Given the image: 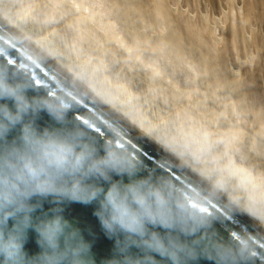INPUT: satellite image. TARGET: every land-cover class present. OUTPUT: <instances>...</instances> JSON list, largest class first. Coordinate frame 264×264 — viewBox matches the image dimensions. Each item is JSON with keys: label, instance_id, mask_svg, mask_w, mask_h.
<instances>
[{"label": "rangeland", "instance_id": "obj_1", "mask_svg": "<svg viewBox=\"0 0 264 264\" xmlns=\"http://www.w3.org/2000/svg\"><path fill=\"white\" fill-rule=\"evenodd\" d=\"M247 1L0 0V11L264 216V0Z\"/></svg>", "mask_w": 264, "mask_h": 264}, {"label": "clouds", "instance_id": "obj_2", "mask_svg": "<svg viewBox=\"0 0 264 264\" xmlns=\"http://www.w3.org/2000/svg\"><path fill=\"white\" fill-rule=\"evenodd\" d=\"M7 76L0 70V98H14L17 112L12 114L0 106V138L29 110L44 109L56 121H65L66 113L73 108L65 106L67 100L47 96L29 103L23 95V90L29 86L25 82L10 85ZM89 132L87 127L77 125L38 133L28 123L22 128V145L0 151V264H92L88 258L89 245L58 214V209L54 210L57 214L52 218L34 226L43 253L26 259L23 246L26 231L33 226L31 213L34 211L28 201L34 195H54L58 200L83 203L99 200L95 215L106 233L110 236L121 232L127 234L122 251L129 244L142 245L151 252L169 257L173 264H180L181 253L194 255L186 245L172 238L165 243L158 233H149L147 228L149 224L159 225L191 235L205 227L208 217L190 207L185 198L186 194L191 198L188 189L171 177H160L154 181L151 176L128 184L111 183L106 192L101 187L86 184L85 181L91 177L108 181L112 172L133 177L140 166L137 156L130 151L117 149L114 144L106 142V154L98 158ZM238 209L264 226V221L248 209ZM10 218L15 220V224L8 229ZM249 237L251 235L245 234L230 244L213 243L211 250L217 264H241L255 259L252 253L258 248ZM117 244L119 247L120 242ZM124 264L156 262L151 257H146L145 261L125 258Z\"/></svg>", "mask_w": 264, "mask_h": 264}, {"label": "water", "instance_id": "obj_3", "mask_svg": "<svg viewBox=\"0 0 264 264\" xmlns=\"http://www.w3.org/2000/svg\"><path fill=\"white\" fill-rule=\"evenodd\" d=\"M0 70L8 74L10 85L25 82L27 88L23 90L25 99L31 103L41 97H58L67 100L71 108L65 115V121H56L47 110L33 112L29 110L23 114L22 120L11 126L3 138H0V151L12 146L22 145V128L31 123L38 133L45 130L71 128L79 125L87 127L97 149V157H103L105 142L114 144L117 149L130 151L140 161L135 176L109 173L110 180L91 177L86 184L101 187L106 192L111 183L128 184L151 176L155 181L160 177H171L188 189L191 198L186 194L189 205L203 217H208L205 227L196 233L186 235L179 230L165 229L159 225H147L148 232L158 233L165 243L169 238L179 241L191 249L194 255L180 254V264H217L211 250L213 243L230 244L239 240L245 234L253 240L256 251L252 255L255 259L242 261L241 264H264V226L253 219L230 197L212 183L202 178L172 150L132 124L127 119L115 113L71 76L56 66L40 49L16 30L0 15ZM0 106L6 107L12 114L17 112L14 98H0ZM209 196L211 197L209 199ZM102 198V197H101ZM34 207L31 213L32 227L26 231L23 250L26 259H33L43 253L38 244V234L35 225L58 214L79 232L80 237L89 245L88 258L92 264H124L125 258L145 261L151 257L156 264H173L167 256L151 252L142 245L129 244L125 250V233L110 236L106 233L96 211L99 200L91 203L58 200L54 195H34L28 201ZM237 207V208H236ZM15 220L10 218L7 227L11 229ZM139 240V238H135ZM117 241L120 242L118 247ZM63 244V242H61ZM207 249V251H206Z\"/></svg>", "mask_w": 264, "mask_h": 264}, {"label": "bare ground", "instance_id": "obj_4", "mask_svg": "<svg viewBox=\"0 0 264 264\" xmlns=\"http://www.w3.org/2000/svg\"><path fill=\"white\" fill-rule=\"evenodd\" d=\"M212 1V0H211ZM215 1V0H213ZM218 1H222V0H218ZM247 1V0H245ZM251 1V0H250ZM254 1V0H253ZM224 2V1H223ZM248 2V1H247ZM246 3V2H245ZM253 3V2H251ZM254 5V4H253ZM256 6V5H255ZM256 11V10H255ZM0 15L8 22L10 23L16 30H18L23 36H25L31 43H33L38 49H40L56 66H58L60 69H62L65 73H67L69 76H71L74 80H76L80 85H82L87 91H89L93 96H95L99 101H101L105 106H107L109 109H111L112 111H114L115 113L119 114L120 116H122L123 118L127 119L128 121H130L132 124H134L135 126H137L138 128H140L141 130H143L144 132H146L148 135H150L151 137H153L154 139H156L157 141H159L161 144H163L164 146H166L167 148H169L170 150H172L184 163H186L190 168H192L196 173H198L202 178H204L205 180H207L208 182L212 183L213 185H215L217 188H219L223 193H225L228 197H230L234 202H236L240 207L242 208H246L249 211H251L254 215L258 216L260 218V220L264 221V216L263 214H261L258 211H256L254 209V206L250 203V206L253 208L250 209L249 206V202H247V199H243V196L241 197L239 194H236L235 188H229V184L228 186L226 185V183L223 185L220 181V179H216L214 177H212L211 175H207L205 172L208 169L204 170L205 165L203 163H197L195 164L192 160L189 159V157L176 150L175 148H173L171 146V144L169 143H165L164 141H161V137H159V139L157 138V136L153 135L149 129L147 128V126L144 128L143 123L140 124L138 122H136V118L134 120V115L131 112L126 113L125 112V108L123 110V108H120V106H118L116 104V102L114 101H110V97L107 98L103 92V94L101 93V90H97L93 85L85 82L84 79H82L75 71H73L74 69H71L67 63H64V61L62 62V60H60L59 58L56 57V55H53V53H51L47 48H45L42 43H40L39 41L35 40L34 37L32 38L29 34H27L22 28L19 27V25H17V23L15 24L14 22H12V20H10L5 14H3V11H0ZM255 16V15H254ZM253 16H251L252 18ZM252 20V19H251ZM239 31V30H238ZM237 37V36H236ZM236 39V38H235ZM51 50V49H50ZM70 65V64H69ZM73 68V67H72ZM87 81V80H86ZM98 87V86H97ZM112 99V98H111ZM185 148V147H184ZM183 149V148H182ZM193 158V157H192ZM191 158V159H192ZM208 173V171H207ZM216 177V176H215ZM221 183V184H220ZM228 187V188H227ZM233 187V186H232ZM240 191V190H239ZM235 196V197H234ZM250 198V197H249ZM256 211V212H255Z\"/></svg>", "mask_w": 264, "mask_h": 264}]
</instances>
